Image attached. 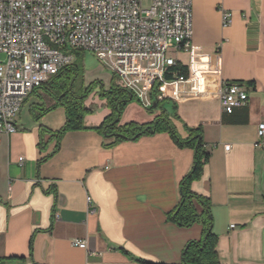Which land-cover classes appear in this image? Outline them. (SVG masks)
Wrapping results in <instances>:
<instances>
[{
    "label": "crops",
    "instance_id": "0c3cea01",
    "mask_svg": "<svg viewBox=\"0 0 264 264\" xmlns=\"http://www.w3.org/2000/svg\"><path fill=\"white\" fill-rule=\"evenodd\" d=\"M220 8L231 14L226 27ZM191 14V51L169 56L185 76L205 77L203 94L183 86L182 101H164L175 117L164 102L161 108L180 138L185 127L201 129L209 158L190 188L209 201L219 263L264 264V139L256 134L264 123V0H192ZM214 73L246 90L245 107L222 113L218 84L207 79ZM28 98L16 132L0 137V264H180L186 246L202 239L199 225L181 228L167 217L193 150L166 133L106 149L94 131L65 132L56 150L51 135L65 125L64 110L41 113L53 102ZM159 113L129 104L119 124H147ZM107 115L102 110L84 123L96 127ZM73 240L86 249L72 247Z\"/></svg>",
    "mask_w": 264,
    "mask_h": 264
},
{
    "label": "built area",
    "instance_id": "2783aa9c",
    "mask_svg": "<svg viewBox=\"0 0 264 264\" xmlns=\"http://www.w3.org/2000/svg\"><path fill=\"white\" fill-rule=\"evenodd\" d=\"M191 5L192 0H151L147 8L141 0H0V137L16 132L25 100L70 65L74 51L92 53L144 110L151 107L154 86L173 102L183 100V86L202 95L204 76L164 79L176 66L170 53L191 51ZM219 13L222 27L228 26L231 14L222 8ZM207 79L218 84L224 115L246 106L241 85L222 82L217 73ZM256 134L264 139V123ZM71 246L86 249L81 240Z\"/></svg>",
    "mask_w": 264,
    "mask_h": 264
},
{
    "label": "trees",
    "instance_id": "16d2710c",
    "mask_svg": "<svg viewBox=\"0 0 264 264\" xmlns=\"http://www.w3.org/2000/svg\"><path fill=\"white\" fill-rule=\"evenodd\" d=\"M74 51L76 60L70 65L61 69L57 75L50 78L45 84L34 90L31 94H37L40 90L53 104L49 107L40 106L41 113L49 112L56 107H61L65 113V125L56 133L51 135L56 140V150L59 140L65 132L69 131H94L103 140V148L109 149L122 142H132L143 136L157 133H166L178 148H189L194 152L193 165L190 172L182 179L179 185V202L168 214V220L181 228H188L192 225H199L202 228V239L199 242H190L183 254L180 264H220L215 251L216 237L211 231L212 220L210 204L205 197L191 191V184L202 176L203 168L208 161L209 154L205 151L201 140V129H189L185 127L187 137L180 138L171 121L175 117L174 108L170 116L161 108L166 99L159 96L157 86L152 88L150 94L151 107L145 111L153 114L159 110L160 113L152 122L137 124L134 122L120 125V117L131 102L139 104L137 99L127 90L115 83L112 77L110 87L105 90L99 87V98L105 101L109 114L103 118L96 127H87L84 123L86 116L92 115V111L85 107L84 102L91 90L98 84L91 83L87 88L82 84L76 87V82L82 78L83 68L78 61L79 53ZM186 74L183 66L170 67L164 75L165 80L173 79V75L181 76ZM43 107V108H42ZM50 134L43 129L41 135ZM41 143L39 144V147ZM46 160L43 158L39 163ZM141 263L149 264L141 261Z\"/></svg>",
    "mask_w": 264,
    "mask_h": 264
},
{
    "label": "rangeland",
    "instance_id": "374dc122",
    "mask_svg": "<svg viewBox=\"0 0 264 264\" xmlns=\"http://www.w3.org/2000/svg\"><path fill=\"white\" fill-rule=\"evenodd\" d=\"M141 1L143 8H147L151 3V0H141ZM75 60L76 58L74 56L73 62ZM78 61L81 62L83 68V74H82V78L76 82V87L82 84L83 87L87 88L91 83L94 82H97L98 84L94 89L91 90V93L86 98L84 102L85 107L90 109L95 117L102 110H107L109 114V110L105 106V101L101 100L98 95H99L100 86H102L105 90H107L110 87V83L113 75H111L109 71L105 69L103 64L99 62V60L90 52H80ZM114 81L118 85L116 79ZM37 94L39 95V97L43 98L46 101L47 105L51 104V102H49L47 98H45V96L43 95L44 93H42V91L39 90ZM32 98L37 99L36 96ZM130 104L137 105L136 102L134 101L131 102ZM164 105H165L164 106L165 110L170 114H172L173 111L172 104L168 102H164Z\"/></svg>",
    "mask_w": 264,
    "mask_h": 264
}]
</instances>
